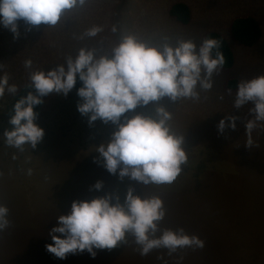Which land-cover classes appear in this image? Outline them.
Masks as SVG:
<instances>
[{
	"label": "rangeland",
	"instance_id": "rangeland-1",
	"mask_svg": "<svg viewBox=\"0 0 264 264\" xmlns=\"http://www.w3.org/2000/svg\"><path fill=\"white\" fill-rule=\"evenodd\" d=\"M176 2L190 6L189 24L171 17ZM246 14L256 17L262 30L250 47L230 33L232 19ZM17 23L18 36L0 23V63H4L0 75L6 73L17 88L30 81L31 71L51 70L81 47L95 50L97 56L110 54L127 36L158 47L180 40L199 46L204 35L215 30L227 38L235 64L213 74L211 90L198 88V100L173 101L165 96L134 110L154 115L158 106H164L172 112V130L184 136L188 161L176 181L164 185H142L108 172L97 148L111 138L117 125L99 119L89 124L88 116L78 111L82 98L74 88L67 97L45 96L37 120L45 135L35 148L9 146L3 134L15 127L10 122L15 94L5 91L0 98V204L9 208L10 225L0 231V264H264V205L258 201L264 198V122L253 130L249 147L246 123L254 116L252 104L235 108L238 85L227 87L230 78L239 84L264 75V0H87L83 7L67 11L55 26H29L22 19ZM94 25L103 30L96 37L81 38ZM28 59L32 69L25 67ZM229 114L237 118L236 127L221 133L218 124ZM124 115H133V110ZM97 181L103 182L99 190L94 188ZM130 187L136 195L163 199L167 212L161 231L183 228L203 239L205 246L171 254L156 248L141 255L129 234L125 243L111 250L97 249L94 258L84 251L59 259L47 251L46 245L53 243L50 229L58 216L70 211L74 200L111 193L113 203L117 195L123 203Z\"/></svg>",
	"mask_w": 264,
	"mask_h": 264
},
{
	"label": "clouds",
	"instance_id": "clouds-1",
	"mask_svg": "<svg viewBox=\"0 0 264 264\" xmlns=\"http://www.w3.org/2000/svg\"><path fill=\"white\" fill-rule=\"evenodd\" d=\"M86 3L87 0H0V23L18 36L17 22L21 19L29 26L42 23L55 26L67 11ZM102 30L94 25L81 38L96 37ZM112 31H117L116 26ZM225 64L221 41L214 37H206L199 46L192 40H180L176 45L158 47L127 36L110 54L100 56L93 49L81 47L75 56H68L65 63L51 70L31 71L28 85L31 90L14 105L15 114L10 122L15 127L3 135L9 146L22 149L30 144L35 148L45 135V129L37 122L35 106L42 104L49 94L67 97L79 79L83 85L78 89L82 98L78 111L88 116L89 124L99 119L117 125L111 138L97 148L108 172L118 173L120 179L130 177L142 185L172 184L188 161L184 136L178 135L169 124L172 112L164 106H158L154 115L134 110L165 96L173 101L198 100V88L211 90L213 74ZM25 67L32 69L31 59L25 61ZM3 69L4 63H0V72ZM5 91L10 94L18 91L15 84L9 83L6 73L0 75V98ZM249 103L254 116L246 123V144L251 147L253 130L264 122V75L239 82L234 107ZM130 110L133 115L125 116ZM236 119L231 114L222 118L218 130L223 133L226 127L234 129ZM102 187V181L94 185L97 190ZM134 191L132 187L128 189L123 203L118 195L113 203L111 193L90 200H74L70 211L58 216L57 225L50 229L48 234L53 243L46 245L47 251L59 259L84 251L94 258L97 249L111 250L125 243L129 234L135 238L141 255L156 248H166L171 254L186 247L205 246L203 239L183 228L161 231L160 222L167 212L163 199L158 195H136ZM9 225V208L0 204V231Z\"/></svg>",
	"mask_w": 264,
	"mask_h": 264
},
{
	"label": "trees",
	"instance_id": "trees-1",
	"mask_svg": "<svg viewBox=\"0 0 264 264\" xmlns=\"http://www.w3.org/2000/svg\"><path fill=\"white\" fill-rule=\"evenodd\" d=\"M172 18L176 21L186 25L189 24L192 18V11L190 6L185 2H176L172 5L169 11ZM230 33L234 39L244 47H250L257 43V41L261 38L262 30L259 24V21L256 17L250 14L237 16L232 19L230 23ZM206 37H214L221 41V51H223L226 64L222 67L224 69H230L235 64V56L233 50L227 40V38L222 35L220 32L212 30L207 32L203 39ZM29 82H25L18 87L17 93L13 97V102L10 108V114L13 116L15 114L14 105L20 99V97L27 94L31 89L28 87ZM83 85V81L77 80V84L74 86V89L78 91V89ZM238 82L236 78H230L227 82V87L230 89H235L237 87ZM45 105V97L43 98V103L35 106V110L37 112V120L42 117L43 108ZM256 193V192H255ZM210 195V194H209ZM208 195V196H209ZM263 196V195H262ZM256 198H254L255 200ZM258 201L262 202L264 205V198H258Z\"/></svg>",
	"mask_w": 264,
	"mask_h": 264
}]
</instances>
